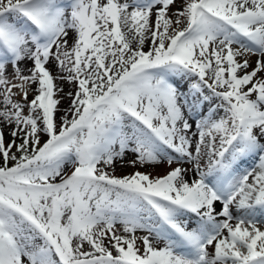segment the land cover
Returning a JSON list of instances; mask_svg holds the SVG:
<instances>
[{"label": "snow or ice", "instance_id": "1", "mask_svg": "<svg viewBox=\"0 0 264 264\" xmlns=\"http://www.w3.org/2000/svg\"><path fill=\"white\" fill-rule=\"evenodd\" d=\"M0 161V264H264V0H0Z\"/></svg>", "mask_w": 264, "mask_h": 264}, {"label": "rangeland", "instance_id": "2", "mask_svg": "<svg viewBox=\"0 0 264 264\" xmlns=\"http://www.w3.org/2000/svg\"><path fill=\"white\" fill-rule=\"evenodd\" d=\"M60 3L62 4H66L67 3V0H59ZM121 2H123V0H121ZM177 5H174L173 8H175ZM74 36V33H70L69 34V43L71 44L72 42V37ZM148 48V45L146 44L145 45V50H147ZM258 57L257 56H252L251 57V60L253 61V64L255 62V60L257 59ZM49 67H53L52 65H49ZM53 72L55 73V68H53ZM64 87V90L65 92L69 91L70 90V86L67 85V84H64L63 85ZM187 88V85L184 86V89L183 90H186ZM31 98V97H29ZM67 100H65L64 104L62 105V107H66L67 106ZM4 137H5V142H7L8 140L11 139L10 135H9V130L7 128L4 129ZM43 138V137H42ZM20 141L17 140V143H19ZM133 157L131 155H127L125 157V161L129 160V159H132ZM254 160L253 159H247L244 161V163H242L240 165V169L243 170L244 168H250L253 166L254 164ZM0 163H2V161H0ZM11 166V164L9 165ZM185 167H191L190 165H184ZM68 169L66 168V171ZM135 171H141V172H147V171H154V174H164L165 171H166V166L165 165H159L157 166L154 170L150 167H142L140 165H137L136 167H131V166H128L127 164H125L124 167H120V164L119 162H117L116 166H115V175L117 176H122V175H127V174H131ZM186 178L187 180H189V182H191L192 180L196 179V175L193 171H189L186 175Z\"/></svg>", "mask_w": 264, "mask_h": 264}, {"label": "bare ground", "instance_id": "3", "mask_svg": "<svg viewBox=\"0 0 264 264\" xmlns=\"http://www.w3.org/2000/svg\"><path fill=\"white\" fill-rule=\"evenodd\" d=\"M186 179H187V178H186ZM216 207H217V209H219L220 205H219V204H217V205H216Z\"/></svg>", "mask_w": 264, "mask_h": 264}]
</instances>
